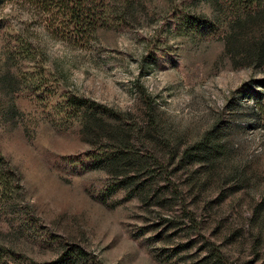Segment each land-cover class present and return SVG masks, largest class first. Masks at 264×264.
<instances>
[{"label": "rangeland", "instance_id": "1", "mask_svg": "<svg viewBox=\"0 0 264 264\" xmlns=\"http://www.w3.org/2000/svg\"><path fill=\"white\" fill-rule=\"evenodd\" d=\"M130 1L70 36L0 11V264H264V66L226 49L228 0Z\"/></svg>", "mask_w": 264, "mask_h": 264}, {"label": "trees", "instance_id": "2", "mask_svg": "<svg viewBox=\"0 0 264 264\" xmlns=\"http://www.w3.org/2000/svg\"><path fill=\"white\" fill-rule=\"evenodd\" d=\"M213 2L217 3L218 1ZM228 2L223 24L225 26L223 41L226 49L231 53L240 49L247 64L264 66V0H228ZM108 3L114 4L109 7ZM6 5L20 8L27 6L35 11L41 9L42 12H45L46 20H49L50 24L65 23L68 31L70 30L68 33L70 36L85 34V32L93 30L99 9L111 10L117 16L124 17L130 14L132 3L130 0H0V11ZM175 26L177 30H183L187 26V30L191 32L209 28L195 15L194 17L189 16L185 21L176 20ZM254 32L258 33L257 38L250 39V35ZM238 37L245 39L240 41ZM262 86L264 87V81ZM142 101L147 107H151L152 99L145 91ZM85 126L93 134L95 132L102 133L99 121L88 120L85 122ZM116 140L119 141L117 144L122 145L126 139L116 135ZM119 145L115 146L116 150L113 152L112 158H107V160L112 167L111 170L116 174H121L123 179L133 180L135 175L129 176L126 171L122 169L120 171L121 163L133 165V172H138L145 168L147 160L138 155L139 153L131 152L126 148L127 151L120 150L122 146ZM50 264H55V262Z\"/></svg>", "mask_w": 264, "mask_h": 264}]
</instances>
